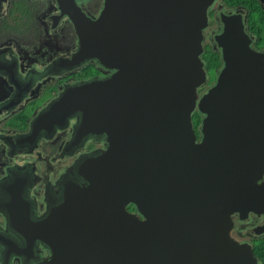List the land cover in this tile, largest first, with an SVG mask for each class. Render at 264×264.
<instances>
[{
    "label": "water",
    "instance_id": "95a60500",
    "mask_svg": "<svg viewBox=\"0 0 264 264\" xmlns=\"http://www.w3.org/2000/svg\"><path fill=\"white\" fill-rule=\"evenodd\" d=\"M69 1L61 7L80 38L72 64L115 72L64 90L34 128L77 117L72 144L92 135L106 149L79 160L82 183L63 184L43 219H16L48 252L24 264L251 261L249 247L227 239L232 215L264 213V54L226 20L217 38L226 67L200 97L202 31L216 0H105L96 20Z\"/></svg>",
    "mask_w": 264,
    "mask_h": 264
},
{
    "label": "flooded vegetation",
    "instance_id": "af4514ba",
    "mask_svg": "<svg viewBox=\"0 0 264 264\" xmlns=\"http://www.w3.org/2000/svg\"><path fill=\"white\" fill-rule=\"evenodd\" d=\"M73 1L93 20L105 4V0ZM62 2L66 8L70 1ZM226 20L239 27L237 36L248 39L252 52L264 54V0H216L202 31L200 59L207 81L198 89L200 97L216 85L226 67L217 39L226 33ZM79 43L61 0H0V264H24L28 259L33 263L34 258L48 256L46 245L28 241L26 223L16 219L30 223L43 219L49 201H59L63 184L81 182L74 173L79 160L106 149L104 138L92 135L72 144L77 117L67 118L65 127L52 131L34 128V121L64 90L115 72L95 60L73 65ZM197 130L201 142V125ZM263 183L264 175L257 185ZM231 221L227 240L250 249L252 260L243 264H264V213L240 218L235 214Z\"/></svg>",
    "mask_w": 264,
    "mask_h": 264
},
{
    "label": "trees",
    "instance_id": "16d2710c",
    "mask_svg": "<svg viewBox=\"0 0 264 264\" xmlns=\"http://www.w3.org/2000/svg\"><path fill=\"white\" fill-rule=\"evenodd\" d=\"M201 123H202V120L200 119L199 114L197 112H195L194 115H193V124H194V128H195L196 133L198 132L197 129L200 128ZM129 210L134 211L136 209H135V207L133 205H130L129 206Z\"/></svg>",
    "mask_w": 264,
    "mask_h": 264
}]
</instances>
